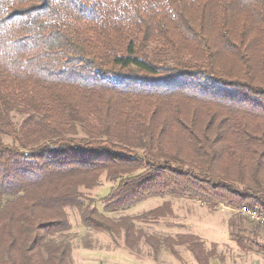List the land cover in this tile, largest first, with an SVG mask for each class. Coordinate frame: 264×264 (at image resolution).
<instances>
[{"label": "trees", "instance_id": "16d2710c", "mask_svg": "<svg viewBox=\"0 0 264 264\" xmlns=\"http://www.w3.org/2000/svg\"><path fill=\"white\" fill-rule=\"evenodd\" d=\"M157 197L264 214V0H0V264Z\"/></svg>", "mask_w": 264, "mask_h": 264}, {"label": "rangeland", "instance_id": "374dc122", "mask_svg": "<svg viewBox=\"0 0 264 264\" xmlns=\"http://www.w3.org/2000/svg\"><path fill=\"white\" fill-rule=\"evenodd\" d=\"M115 185L103 179L101 187L86 194L102 210V199ZM156 210L158 213L151 214ZM161 213L164 216L158 217ZM68 214L74 264H211L222 257L236 263L239 252L226 253L223 245L231 241L227 225L240 244L235 248L243 243L246 248L255 247L250 241L256 234L264 243V224L247 218L237 205L226 203L208 205L189 198L157 197L120 213H105L114 221H128L135 226L133 249L128 248L124 232L118 236L95 232L82 225L77 211L70 210Z\"/></svg>", "mask_w": 264, "mask_h": 264}, {"label": "crops", "instance_id": "0c3cea01", "mask_svg": "<svg viewBox=\"0 0 264 264\" xmlns=\"http://www.w3.org/2000/svg\"><path fill=\"white\" fill-rule=\"evenodd\" d=\"M227 227H228L229 236L231 237V241L226 243V244H223L225 246V248H227L225 251H226V253L230 252V251H233L235 253L239 252L237 254L240 258H238L236 263H233V261L231 259L227 258L224 260L222 257L221 258L222 260L218 259L217 261H212L211 264H264V243L262 244L261 237H258V234H256V236L251 237V238H254L253 240L250 241L248 239V241H250L251 243L253 242L254 244H256V245H254L255 247L248 245V248H246L247 247L246 243H243V245H241V247L239 246L240 248H235V246H238L240 244H238L235 241V239L232 235L230 226L227 225ZM263 228H264V226H263ZM212 242L216 243L217 245H222V243L218 240H214ZM257 246H259V247H257ZM225 248H223V250ZM228 248H230V249H228Z\"/></svg>", "mask_w": 264, "mask_h": 264}, {"label": "built area", "instance_id": "2783aa9c", "mask_svg": "<svg viewBox=\"0 0 264 264\" xmlns=\"http://www.w3.org/2000/svg\"><path fill=\"white\" fill-rule=\"evenodd\" d=\"M237 209L240 210L241 213L245 215L247 218H249L250 220L258 219V224H264V218L256 214L253 209H248L246 207H243V208L237 207Z\"/></svg>", "mask_w": 264, "mask_h": 264}, {"label": "bare ground", "instance_id": "6f19581e", "mask_svg": "<svg viewBox=\"0 0 264 264\" xmlns=\"http://www.w3.org/2000/svg\"><path fill=\"white\" fill-rule=\"evenodd\" d=\"M254 212H255L256 214H258L259 216H261V217L264 218V214L261 213L259 210H254ZM251 220H252V221H255V222H258V219H251Z\"/></svg>", "mask_w": 264, "mask_h": 264}]
</instances>
